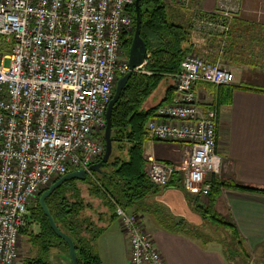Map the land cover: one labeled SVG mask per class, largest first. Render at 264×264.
Wrapping results in <instances>:
<instances>
[{
  "label": "built area",
  "instance_id": "obj_1",
  "mask_svg": "<svg viewBox=\"0 0 264 264\" xmlns=\"http://www.w3.org/2000/svg\"><path fill=\"white\" fill-rule=\"evenodd\" d=\"M189 8L191 0H175ZM134 0H0V264H16L20 231L36 197L103 153L105 112L119 76L129 72L121 47L132 28ZM193 9L191 30L225 38L234 11ZM142 73L143 65L133 71ZM132 72V73H133ZM172 101L145 127L150 141L184 145L177 166L146 157L145 175L165 187L181 176L192 197L206 199L216 155L218 115L201 111L198 84L233 86V74L194 53L180 63ZM129 264H166L142 219L115 206Z\"/></svg>",
  "mask_w": 264,
  "mask_h": 264
},
{
  "label": "crops",
  "instance_id": "obj_2",
  "mask_svg": "<svg viewBox=\"0 0 264 264\" xmlns=\"http://www.w3.org/2000/svg\"><path fill=\"white\" fill-rule=\"evenodd\" d=\"M166 3L174 23H185L193 9L212 13L224 7L235 12L233 22L254 27L255 33H231L228 37L222 68L233 74L234 82L231 103L217 108L216 155L220 158L219 181L264 191V0H191L189 8H181L175 0ZM239 28L237 25L234 29ZM188 35L194 54L217 63V37L194 31ZM194 93L201 111L209 108L218 95L215 87L204 84L195 86ZM186 149L148 138L144 157L177 166L185 160ZM95 198L99 203L92 202L88 212L90 216L102 214V223L95 222V226H104L105 230L94 243L101 264H129V247L119 223L109 222L102 196ZM194 200L208 203L186 193L177 175L156 195L142 200L136 214L166 264H228L218 249L198 243L195 231L202 229L203 219ZM214 210L233 224L251 257L248 264H264V194L221 188ZM168 221L176 229L164 225Z\"/></svg>",
  "mask_w": 264,
  "mask_h": 264
},
{
  "label": "trees",
  "instance_id": "obj_3",
  "mask_svg": "<svg viewBox=\"0 0 264 264\" xmlns=\"http://www.w3.org/2000/svg\"><path fill=\"white\" fill-rule=\"evenodd\" d=\"M167 1L140 0L139 2L140 37L146 44V58L143 64L145 74L134 72L131 74L111 113L110 137L112 151L115 149V151L121 152V155L116 157L111 155V159L109 158L110 160L102 166V168L109 167V171L100 172L103 176L98 181L97 186H93L92 182L88 181L87 176L85 181L82 182L91 185L90 192L92 195L97 196L99 194L102 196L103 208L106 209V216L111 223L116 221L115 206H119L126 212L136 214L138 204L147 197L156 195L160 190V187H155L149 183L144 172V146L148 141L145 126L154 117L159 107L172 101L174 83L173 80L171 82L168 78L178 73L180 63L188 54L194 53L192 45L188 42V33L192 31V13L185 20V23H174L169 17ZM129 14L133 20L132 28L123 35L121 42L125 55H127L134 34L135 12L133 5L129 9ZM237 25L240 27L241 32L239 29H234ZM253 31H255L254 27L237 24L232 20L225 38L214 35L218 38L217 62L222 64L223 55L227 50L228 37L231 33H255ZM232 88L233 86L216 88L218 95L212 104L216 110L222 105L231 103ZM159 89L161 90V96L157 98L154 94ZM102 141L104 152L103 133ZM102 155L96 161L97 163L101 161ZM174 178H177V176H174ZM70 182L63 184L45 200L46 207L56 227L73 241L77 263L101 264L94 249V243L105 230L104 226L102 228L95 226V222L102 223V214L99 212L98 215L85 216L83 214L84 210L89 205H85L82 199L76 198L79 191L71 193V199H67V195L62 193L61 188ZM210 185L206 206L201 204L202 207H200L198 200H194L195 207L203 219L202 226H208L217 231H219V228L228 230L231 234L230 243L233 245V249L227 250V255L222 252L224 259L228 264H239L243 261L248 264L249 255L239 240L233 224L216 213L214 210L215 202L220 197L221 188L262 194H264V191L220 182L215 176H212ZM42 193L36 197L35 206L28 208L26 225L20 231V235H25L27 238V243L37 249V254L35 257L24 259L21 264H48L42 258V255H47L53 248L58 246L68 252L66 243L51 230L47 218L40 208L39 197ZM198 199L200 198L198 197ZM31 226L36 227L37 231L32 232L30 230ZM195 235L197 236L196 233ZM198 238L200 239V237ZM203 242H205V239H203ZM68 260L70 261L69 256ZM69 263L71 264V262Z\"/></svg>",
  "mask_w": 264,
  "mask_h": 264
},
{
  "label": "water",
  "instance_id": "obj_4",
  "mask_svg": "<svg viewBox=\"0 0 264 264\" xmlns=\"http://www.w3.org/2000/svg\"><path fill=\"white\" fill-rule=\"evenodd\" d=\"M139 2L140 0H134V12H135V20H134V34L132 38L131 45L128 49L127 53V64L129 68V72L126 73L124 76L119 78L116 82L114 94L112 96V99L107 105V109L105 112V129L103 134L104 139V152L101 158V161L99 163H96L91 166V172L93 173H100L101 168L103 165H105L111 156L112 153V140H111V113L113 106L118 101L120 93L122 89L125 87L127 81L129 80L132 72L141 67L146 58V44L140 37V25H141V18H140V12H139ZM86 179L85 173L82 170H76L67 173L66 175L62 176L60 179H58L56 182H54L52 185L49 186V188L44 191L41 196L39 197V205L40 208L47 218L48 224L51 228V230L54 232V234L64 241L68 248V256L70 259L71 264H78L77 263V257H76V251L73 244V241L65 234H63L54 223V220L52 219L46 204L45 200L58 188H60L63 184L70 182V181H79L84 182ZM255 264H262V263H255Z\"/></svg>",
  "mask_w": 264,
  "mask_h": 264
},
{
  "label": "rangeland",
  "instance_id": "obj_5",
  "mask_svg": "<svg viewBox=\"0 0 264 264\" xmlns=\"http://www.w3.org/2000/svg\"><path fill=\"white\" fill-rule=\"evenodd\" d=\"M123 54H124V52H123ZM195 55H197V54H195ZM124 56L127 58V55L124 54ZM219 65L221 67L223 66L222 64H219ZM154 96L157 98H158V96H161V90L160 89L157 90L155 92ZM111 155H112V157H116V156L121 155V152L115 151V149H114V151H112ZM110 159H111V156H110ZM101 171L102 172H108L109 167L101 168ZM102 176L103 175L100 173H94L93 172L92 176L88 175L87 177H88V181L92 182L93 186H97L98 181L101 180ZM217 179H218V176H217ZM90 186L91 185L83 184L82 182H79V181H73V182H70L69 184L64 185L61 188L62 193L66 194L67 195L66 198L69 200L71 199V193H77L79 191L78 192L79 194H77L76 198L82 199V201L85 205H87V204L89 205L86 207V210H84L85 212L83 214H85V216H89L88 209L91 206L90 204H93L92 202L99 203V202H96L95 196L92 195V193L90 192ZM207 198L205 200L202 199L203 203L207 202ZM35 200L30 204L29 209L35 206ZM201 204L202 203L200 202V206H201ZM206 204L207 203H204L203 205L206 206ZM164 225H166L167 227H170L172 229H176V227L173 224H171L169 221L165 222ZM146 229H147L146 232H149L148 228H146ZM30 230L32 232L37 231V228L34 226H31ZM195 233L197 234V237H200V239L197 240L199 244H202L203 239H205V242L207 244L205 246L207 248L218 249L221 253L225 252L226 255H227V252L229 251V249H233V245L230 243L231 234L228 230H222L221 228H219V231H217V230L212 229L211 227L207 226V227H203L202 230L201 229L196 230ZM18 247H19V249H18L19 260L16 264H21V262L24 259L29 258V257L30 258L35 257L37 254V249L33 248L31 245H29L27 243V238L25 237V235H20ZM222 255H223V253H222ZM42 258L46 262H48V264H70L69 263L70 261L68 260V252L60 246L53 248L47 255H42ZM249 258L251 259V257H249ZM250 259H249V261H247L248 263H250ZM239 264H245V262L244 261H243V263L239 262Z\"/></svg>",
  "mask_w": 264,
  "mask_h": 264
},
{
  "label": "bare ground",
  "instance_id": "obj_6",
  "mask_svg": "<svg viewBox=\"0 0 264 264\" xmlns=\"http://www.w3.org/2000/svg\"><path fill=\"white\" fill-rule=\"evenodd\" d=\"M123 210V209H122ZM124 211V210H123ZM126 212V211H125ZM129 213V212H128ZM131 214H135V213H131ZM115 215V214H114ZM135 215H137V214H135ZM138 216V215H137ZM116 217V216H115ZM116 220H117V218H116Z\"/></svg>",
  "mask_w": 264,
  "mask_h": 264
}]
</instances>
